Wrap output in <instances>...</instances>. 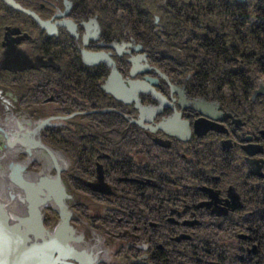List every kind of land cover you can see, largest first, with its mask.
Instances as JSON below:
<instances>
[{
	"label": "flooded vegetation",
	"instance_id": "af4514ba",
	"mask_svg": "<svg viewBox=\"0 0 264 264\" xmlns=\"http://www.w3.org/2000/svg\"><path fill=\"white\" fill-rule=\"evenodd\" d=\"M113 1L0 0V101L18 100L12 112L44 109L52 112L48 117H71L44 134L67 151L74 145V158H65L60 170L62 181L65 187L73 181L89 189L93 198L73 194L75 221L89 230L74 244L96 257L91 264H249L252 258L254 264L255 221L264 211L256 204L264 197V181L257 179L264 176L254 170L264 168V160L252 154L250 165L248 156L242 163L241 144L258 142L259 133L251 121L256 116L248 117L253 129L245 134L237 118L256 114V100L244 95L257 82L256 73L251 71L250 81L244 73L247 89L239 95L209 85L240 82L242 70L254 68L255 45L244 61L242 33H213L195 24L209 33L191 27L180 34L187 58L183 67L173 48H151L144 33L124 27L115 31L114 8L123 0L116 6ZM226 2L218 0L219 10ZM98 54L103 56L94 57ZM114 70L127 91L109 80ZM130 82L148 84L157 96L145 88L130 90ZM138 107L153 113L141 115ZM202 107L212 117L198 110ZM141 119L142 126L133 123ZM243 136L250 137L243 141ZM98 180L106 193L87 183ZM44 216L42 225L58 219ZM230 225L238 231L226 237ZM8 257L0 254V264Z\"/></svg>",
	"mask_w": 264,
	"mask_h": 264
},
{
	"label": "rangeland",
	"instance_id": "374dc122",
	"mask_svg": "<svg viewBox=\"0 0 264 264\" xmlns=\"http://www.w3.org/2000/svg\"><path fill=\"white\" fill-rule=\"evenodd\" d=\"M209 1L211 0H142V2H129V0H123L122 4L117 5L116 4V0L113 1V4H116V8H114V21H113V27H115V29L117 30L118 28H122L124 27V29L126 31H129V28L132 29V27H138L139 33H144V42H147V44H149V46H152L151 48H155L154 46H160L161 45V40L165 39L166 40V33L167 32V27L170 23H172V19H179L178 22L181 23L184 27L187 26L188 31L190 32L189 28H193L195 30V32L198 33H209L206 29L202 28L199 29L195 26V24H201L204 25L209 22V19L205 18V17H213L216 16L215 12H209L207 9L210 6L209 5ZM236 1V0H235ZM218 0H212L211 5L213 6L214 4H217ZM237 2V1H236ZM248 0H244V3H238L240 4H247ZM129 3V5H128ZM136 3H139L138 6H136ZM136 7H138L139 9V13H140V17H138V12L135 11ZM205 9V10H203ZM179 15V17H178ZM194 18H198L199 21H195ZM157 19V22H156ZM192 19H194V21H192ZM251 19H255V14L251 13ZM135 24V25H134ZM150 26H152L150 28ZM195 26V27H194ZM252 26V23L250 21H248V23L245 26V31L250 33V28ZM119 30V29H118ZM212 33V32H211ZM246 33V34H249ZM174 34V33H173ZM181 33H176L174 34L175 36H178V39L183 36V39L185 38L184 35H181ZM246 40H249L251 42L250 48L252 49V47L255 45L256 48V44H257V36L252 35L250 33V38H246ZM180 43V40H179ZM241 44V43H240ZM173 49H175L174 47H171ZM251 53V52H250ZM262 55V54H261ZM260 55V56H261ZM257 56V53H256ZM261 58H263V62H264V57L261 56ZM243 60L245 61V56H243ZM256 63V62H255ZM7 69H9L8 67H5ZM251 71L254 70L250 69ZM248 70H243V73L247 74ZM253 79L256 78V76H252ZM217 79V78H215ZM257 79V78H256ZM255 79V81H256ZM216 81V80H215ZM213 81V82H215ZM238 83V82H236ZM212 85H214V87L212 88ZM240 86H242L241 84H239ZM263 85L264 86V81L262 79H257V82H255L253 84V87L251 88V85L248 86L249 88H251V92L250 90H247L246 92H244L245 96H249L252 95V97L256 100L257 103V99L258 97L261 98V96L263 95H257L256 93L259 91L260 86ZM219 89L218 92L222 93V89L223 92L225 93H232V94H236L239 95L241 94V87L237 88V90H233L231 88V85L228 87L227 85H221L219 83H214L209 85V89ZM245 88V90L247 89V86L243 87ZM254 92V93H253ZM251 93V94H249ZM252 98V99H253ZM243 99V98H242ZM4 101H0V199L3 198L2 195H4L3 193H7L6 196L7 198H9L10 200L14 199L12 197V195L9 193H13L15 196H18V192L17 190H15L13 188L16 187L20 190V197L25 198L24 193H27L28 191L32 190V185L30 182H26L25 180H23V175L26 176V174L29 173H39L41 172V170L43 169V166L41 164V162H39L38 160H32L29 161V155L26 152H23V150L21 151H17L16 148L17 146L21 145L20 140L16 139V135L21 134L20 132H23L20 130V128H26L24 127V125H21L22 123H20V120H25V122H27L29 125H31L33 128L36 127L42 120H46V119H56V120H52L50 121L51 125H55V124H59V123H65L64 120H67L71 117H67V119H63V116H60L61 114H56L55 115H59L56 117H48V115L52 112H48L47 114L45 113L44 109H41L40 111L42 112H38L37 109H35L34 111L36 112H30L29 114H22V113H17V112H12L11 109H14V106L19 107L20 106V102L17 100L16 102L14 101V99L10 98V97H5ZM245 100V99H243ZM246 103V101H245ZM231 106V105H230ZM26 110V109H25ZM258 112H261L257 107H256V114L255 113H247V114H242L243 118L239 119L237 118L238 121H240L242 123V134L248 133L247 131L252 130L253 127H250V120H248V117H253L256 116V119H252L251 121H253L255 123V126L258 130L257 136L259 138L258 142H245L242 145L243 146H248V145H254V146H259L261 148L260 152H255L254 155L256 154V156L258 157V160H264V135L262 133H264V118H261L258 115ZM71 122L74 123H81V124H86L89 125L91 123V120H78V119H71ZM122 123L120 121H117L116 124ZM124 125H126L123 122ZM246 125V126H245ZM246 127V128H245ZM46 130V129H45ZM45 130H41L38 133V137L40 139V141L47 145L49 147V149H51L54 152H60L62 156H64L63 154H65L66 156H64L65 158H74L75 155V149H74V145L71 142L70 144L73 146H68V149L70 150H66L63 149L61 144L59 142H56V138H54L52 135L48 138H46V134H44ZM47 133V132H45ZM9 136V138H11L12 140L15 139L16 141H14V144L12 147L7 146V141L5 138V135ZM263 135V136H262ZM249 138L250 136H243V141L247 138ZM83 141V140H82ZM84 142V141H83ZM35 149V148H34ZM37 149H40L37 147ZM41 151L45 152L43 149H40ZM244 150V149H243ZM245 151V150H244ZM12 152V153H11ZM246 152V151H245ZM242 151V163L244 161V157H247V163L250 164L251 160V155H248L247 152L245 153ZM63 153V154H62ZM247 154V155H246ZM47 155V153H46ZM50 162H52L51 168L47 169V173L55 176L56 174V170H55V166H54V162L52 161V159H50ZM58 162V161H57ZM28 163V164H27ZM59 163V162H58ZM19 167H17L16 166ZM73 164V163H72ZM71 164V165H72ZM244 165V164H243ZM61 167V165H59ZM14 167V168H13ZM74 167V166H72ZM258 167L260 168V166L258 165ZM257 167V168H258ZM87 169H90V167H86ZM14 171V175L13 177H18V180L20 181H24L25 184H17L16 182L19 183V181L16 180V182L13 180V177L10 176V174L13 173ZM12 171V172H11ZM61 173L60 172V178H61V182L62 181V177H61ZM244 173V172H243ZM260 175L259 176H264V168L260 169ZM89 175V174H88ZM47 176V175H46ZM49 176V175H48ZM90 175H89V179H90ZM243 178V177H242ZM8 183H6L7 181ZM103 180H98V183H102ZM249 181L252 182H256L255 178H250ZM258 184L260 183V181H264V179H262L261 177H258L257 179ZM72 186H68L66 188V193L69 195V197L66 199L68 200L67 203L69 204V206L71 207V218L69 220V224L74 228V230L77 232L78 235H80L83 239L85 236H89V230L82 227L84 225L79 223L78 221H75V216L76 213L79 215L77 207L75 208L72 207V204L75 200V198L73 197V194H78L77 196L80 197L79 195H87L88 199L92 200V195L88 192L89 189L86 188L84 186V188L88 189V191H85L83 188H78L77 185L75 184V182L73 181H68ZM91 182L93 181H88V185H94ZM6 183V184H4ZM64 184V183H63ZM11 185V187L9 186ZM66 186V185H65ZM91 188V187H90ZM6 189V190H5ZM94 189V187L92 188ZM97 189V188H95ZM94 189V190H95ZM99 191L102 192L101 189H97ZM24 192V193H23ZM102 193H106V191L102 192ZM245 193V192H244ZM243 193V194H244ZM260 193V191L258 192ZM245 196V194L243 195ZM257 197L252 198L256 199ZM262 200V201H261ZM261 208H264V197H258L257 198V203ZM46 209V210H45ZM49 209V210H48ZM43 212V220H44V215H56V217H58V219L55 222H47V220L44 221L43 223V229L48 232L53 231L54 228L56 227L58 220H59V214L57 209L55 210L54 208H52L51 206L48 207H44L42 209ZM58 214V215H57ZM82 215V213H80ZM262 217H264V211L259 212L257 214L256 217V226H258V222L260 220V218L262 219ZM82 220H85L87 222V220L83 217V215L81 216ZM229 230L228 231H224V234L226 235V237H228V235H232L233 231L237 230V227H235L234 225H230L228 226ZM0 228H3V231L6 232L5 236H3L1 238V242L8 244L10 242V239H13V236H16V241L18 242L19 245H21L20 238L17 236V228L18 226H16V228H14L13 232L11 230V227L3 225L2 223H0ZM78 230V231H77ZM2 231V232H3ZM242 232H245L244 229L241 230ZM3 232V235H4ZM16 232V233H15ZM83 232H85L83 234ZM260 232V231H259ZM13 233V235H12ZM243 235H245L243 233ZM262 236V234H261ZM257 239L261 242L263 241V238H259L258 235V231L256 228V244H257ZM15 241V242H16ZM14 243V239L13 242ZM262 243V242H261ZM261 248H263V246H258L257 249L261 250ZM257 250H256V254H257ZM6 253L8 254V252L6 251ZM91 259V258H90ZM254 258H252L251 260H248V263L251 264ZM258 260V257L256 258ZM255 259V260H256ZM93 260V259H91Z\"/></svg>",
	"mask_w": 264,
	"mask_h": 264
},
{
	"label": "bare ground",
	"instance_id": "6f19581e",
	"mask_svg": "<svg viewBox=\"0 0 264 264\" xmlns=\"http://www.w3.org/2000/svg\"><path fill=\"white\" fill-rule=\"evenodd\" d=\"M21 125H24L23 132H20L21 134H25L28 132H34V128L29 125L25 120H20ZM39 132H35V135L33 136L34 138L38 139L37 135ZM18 134V133H17ZM23 141V140H22ZM21 142V141H20ZM21 145L17 146L16 150L28 153L29 155V161L32 160H38L41 162L43 169L41 172L33 174L29 173L26 174V176L23 175V180L26 182H30L32 185V190L28 191L27 193H24L25 198L20 197V190L16 187L13 186L15 190L18 192V196H15L13 193L9 192L14 199L10 200L7 198L8 196L6 195L7 193H3L4 195L3 198L0 199V223L3 225L11 227V230L13 232L14 228L18 226L17 228V236L20 238L21 245L18 244L16 241V236H13L14 243L12 244H5L1 242V238L5 236L6 232L3 231V228H0V254L2 256L9 255L6 262V264H16L15 259L19 260L22 257L27 258V254L30 253V256H35L38 252H40L42 249H47L49 248V245H52V242L54 241V231L48 232L47 230L45 231L43 229L42 232L38 229V226L31 221V218H29V214L32 213L34 210L35 212L40 210L41 212V226L42 225V219H43V212L42 209L44 207L51 206L55 210L57 209L54 200L50 198L49 192L46 189V184L45 180H39L43 176H48V178H52V175L47 173V169L51 168L52 162H50L51 157L46 155L45 152L41 151L40 149L37 148H30L28 143L25 142L24 144L21 142ZM44 150V149H43ZM45 151V150H44ZM53 152V157L55 160L59 162V165H61V170H63L65 166V157L61 155L60 152ZM12 153V152H11ZM53 161V160H52ZM28 164V163H27ZM17 166V164H16ZM18 167V166H17ZM19 168V167H18ZM21 178V180H22ZM7 181V180H6ZM8 183V181L6 182ZM4 183V184H6ZM11 187V185H9ZM6 190V189H5ZM7 196V197H6ZM31 199V201H29ZM46 200L45 202H39V200ZM68 200H65L66 205L69 206L67 203ZM29 203H31L30 208H28ZM33 210H32V209ZM69 208V207H68ZM46 210V209H45ZM49 210V209H48ZM70 210V209H69ZM6 220V223H5ZM4 235H3V232ZM16 233V232H15ZM13 235V233H12ZM63 238L66 240L67 247L70 248V251L72 252V257L75 256L76 253H81L84 254L85 257L90 256L88 259L91 261V259H95L93 255L90 254L89 251L84 250V249H79L78 244H74L72 242V239L69 238L68 234L64 232L62 234ZM42 237V239H41ZM16 241V242H15ZM80 243V242H79ZM9 246V250L8 247ZM89 247V246H88ZM82 248V247H81ZM94 248V247H93ZM72 249V250H71ZM87 249V248H86ZM12 250V252H11ZM8 252V254L6 253ZM98 253V252H97ZM55 254V253H54ZM89 254V255H88ZM11 255L15 256L14 258L11 257ZM28 255V257H29ZM96 255V254H95ZM54 256V255H53ZM99 257V256H98ZM91 258V259H90ZM71 261V259H65L62 261ZM96 260V259H95ZM3 262V261H2ZM20 262H17L19 264ZM58 264H61L60 262Z\"/></svg>",
	"mask_w": 264,
	"mask_h": 264
},
{
	"label": "water",
	"instance_id": "95a60500",
	"mask_svg": "<svg viewBox=\"0 0 264 264\" xmlns=\"http://www.w3.org/2000/svg\"><path fill=\"white\" fill-rule=\"evenodd\" d=\"M238 3H244V0H236ZM157 22V19H156ZM41 25H44L41 23ZM75 33V32H72ZM103 56V54H98V55H94V57L96 58H101ZM135 73V72H134ZM133 73V74H134ZM109 80H113L114 81V85L118 88H122L123 91H127L125 88H123V83L121 81V77L120 75L114 70L113 72H111ZM119 84V85H117ZM130 90L133 89H142L145 88V91L147 92H151L152 95L157 96V94L151 89V87H149L148 84L146 83H141V82H130ZM117 88V90H118ZM113 91L114 92V96L115 97H119L118 92ZM257 95H263L264 94V86L261 85L259 91L256 93ZM159 96V95H158ZM136 100V96H133L132 99H130V101H134ZM140 110L141 115H144V113L146 114H152L153 110L150 111V109L148 108H141L138 107ZM198 110L204 114L207 115V110L205 108H198ZM209 117H212V115H207ZM63 119H67V118H63ZM52 120H56L53 118L50 119H46V120H42L36 127H34V132H28L25 134H17L16 135V139H21L20 141L24 144L25 142L28 143L30 148H41L44 149L52 158L53 162H54V166H55V170H56V174L55 176H53L52 178H48V176H43L41 179L39 180H45L42 182L47 183L46 184V189L49 192L50 198H52L54 200V203L57 207V211L59 214V220L58 223L56 225V227L54 228V241L52 242V245H49V248L47 249H42L40 252H38L37 254H35V256H29L27 258H22L19 259L20 263L22 262H28V264H58L59 262H64L62 260L65 259H83V260H88L89 261V256L85 257L84 254L81 253H76L74 257H72V252L70 251V248L67 247L66 244V240L63 238L62 234L64 232H66V234H68L69 238L72 239L73 243H78L82 237L80 235H78L76 233V231L74 230V228L69 224V220L71 218V211L69 210V206L66 205L65 200L69 197V195L66 193V188L65 185L61 182V178H60V166L59 163L57 162V160H55V158L52 156L53 152L49 150V147L45 144H43L40 139H36L33 136L35 135V132H40L43 129H46L48 127L51 126L50 121ZM143 119H141L140 121H134L133 123L142 126L143 125ZM20 130L22 131L23 129L20 128ZM264 135V133H262ZM5 138L7 141V146L12 147L14 144V141H16L15 139H11L9 138V136H7L6 134ZM23 140V141H22ZM243 149L247 152L248 155L250 154H254L255 152H260L261 148L259 146H254V145H248V146H243ZM250 165V164H249ZM14 168V167H13ZM13 171V170H12ZM11 171V172H12ZM256 172L257 175H260V168L258 167L257 170H254ZM14 175V171L12 174H10L11 177H13ZM18 177H13V180L16 182L19 181ZM17 184H25L24 181H19L16 182ZM91 187L93 188H97V189H101L103 191L104 188L102 186L101 183H94V185H91ZM29 201H31V199H29ZM46 200H39V202H45ZM31 203H29L28 208H30ZM1 209V207H0ZM32 209V208H31ZM33 210V209H32ZM41 212L40 210L38 211H32L31 214H29V218H31V221L38 226V229L40 230V232L43 231L42 226H41ZM6 223V220H5ZM42 239V237H41ZM72 250V249H71ZM55 253V254H54ZM54 255V256H53ZM90 263V261H89ZM88 262H86V264H89ZM91 264V263H90Z\"/></svg>",
	"mask_w": 264,
	"mask_h": 264
},
{
	"label": "trees",
	"instance_id": "16d2710c",
	"mask_svg": "<svg viewBox=\"0 0 264 264\" xmlns=\"http://www.w3.org/2000/svg\"><path fill=\"white\" fill-rule=\"evenodd\" d=\"M130 1L131 2L133 1L142 2V0H129V2ZM226 1L227 2L225 3V8L223 9L224 12L219 10V6H217L216 4L212 6L211 5L212 0L209 1V4H210L209 10L215 12L216 16L205 17L209 19V22H207L205 26H208L207 28L210 31H213V33H242L239 37V39L241 38L242 40V42H240L242 56H245V55L248 56L250 55V52H251V48H250L251 42L249 40L245 41V39L250 38V33L252 35L257 36L256 48L255 50H253L254 52L257 53V56H256L257 59L253 67H254V72L256 73L257 79H262L264 81V62H263V58H261V56L264 57V0H248L247 4H240V5L235 0H226ZM138 5L139 3H136V6ZM138 9L139 8L136 7L135 11L139 13ZM140 13L138 14V17H140ZM251 13L255 14V19L253 20L251 19ZM178 20L179 19H176V18L172 19V23L168 25L167 30H166L167 32H169V33H166L167 35L166 40L163 39L160 41L161 42L160 47L169 49L170 47L175 46L174 52L176 56L180 58V61L184 62L183 67H186V63H187L186 52L184 50H181L183 49L182 47H185V38L183 39V36H181L178 39V36H175L174 34L190 33V32L188 31L187 26L184 27L181 23L178 22ZM195 21H199V19H196ZM248 21L252 23V26L249 29L250 33L245 31V26L248 23ZM151 27L152 26H150V28ZM114 30L116 31L115 27H114ZM129 31H131L129 33H139L138 27H134V28L132 27V29L129 28ZM246 33H249V34H246ZM179 40H180V43H179ZM250 73H251V70H248L247 75H246L248 78L250 76ZM243 78H244V73L242 70L241 81L238 82L237 84H233L231 88L233 90H237V88L239 87H241V89L245 87L246 80H244ZM248 78L247 80L250 81V78L249 79ZM239 84H241L242 86H240ZM213 87L214 85H212V88ZM256 105H257V108L261 111V112H258V115L261 118H264V96H261V98L258 97ZM56 142H58L57 139L55 143ZM257 231H258L259 238H263V241H261L262 243L257 239V248L258 246H263V248H261V250L258 249V252H257L258 260L255 263L254 262L253 263L254 264H264V217H262V219L260 218L258 222V226H257Z\"/></svg>",
	"mask_w": 264,
	"mask_h": 264
}]
</instances>
